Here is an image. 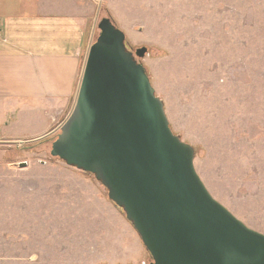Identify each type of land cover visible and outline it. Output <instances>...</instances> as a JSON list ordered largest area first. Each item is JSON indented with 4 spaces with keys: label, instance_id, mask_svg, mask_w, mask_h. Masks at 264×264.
Masks as SVG:
<instances>
[{
    "label": "rangeland",
    "instance_id": "1",
    "mask_svg": "<svg viewBox=\"0 0 264 264\" xmlns=\"http://www.w3.org/2000/svg\"><path fill=\"white\" fill-rule=\"evenodd\" d=\"M82 1L89 42L106 17L147 49L136 60L207 191L264 234V0ZM57 130L0 143V264L150 263L94 176L50 155Z\"/></svg>",
    "mask_w": 264,
    "mask_h": 264
},
{
    "label": "water",
    "instance_id": "2",
    "mask_svg": "<svg viewBox=\"0 0 264 264\" xmlns=\"http://www.w3.org/2000/svg\"><path fill=\"white\" fill-rule=\"evenodd\" d=\"M96 21L97 37L92 33L73 106L50 155L106 189L149 253L148 264H264V234L210 195L192 147L170 129L136 60L147 49L129 51L109 18Z\"/></svg>",
    "mask_w": 264,
    "mask_h": 264
},
{
    "label": "crops",
    "instance_id": "3",
    "mask_svg": "<svg viewBox=\"0 0 264 264\" xmlns=\"http://www.w3.org/2000/svg\"><path fill=\"white\" fill-rule=\"evenodd\" d=\"M82 2L0 0V143L43 137L66 119L90 43Z\"/></svg>",
    "mask_w": 264,
    "mask_h": 264
},
{
    "label": "trees",
    "instance_id": "4",
    "mask_svg": "<svg viewBox=\"0 0 264 264\" xmlns=\"http://www.w3.org/2000/svg\"><path fill=\"white\" fill-rule=\"evenodd\" d=\"M111 21H112V20H111ZM112 22H113V21H112ZM126 47H127V45H126ZM127 49H128V48H127ZM128 50H129V49H128ZM129 51H130V50H129ZM53 139H54V138H52L51 141H53Z\"/></svg>",
    "mask_w": 264,
    "mask_h": 264
},
{
    "label": "bare ground",
    "instance_id": "5",
    "mask_svg": "<svg viewBox=\"0 0 264 264\" xmlns=\"http://www.w3.org/2000/svg\"><path fill=\"white\" fill-rule=\"evenodd\" d=\"M59 128H60V127H59ZM59 128H58V130H59ZM58 130H57V131H58Z\"/></svg>",
    "mask_w": 264,
    "mask_h": 264
}]
</instances>
